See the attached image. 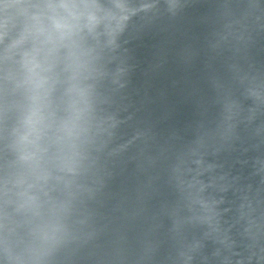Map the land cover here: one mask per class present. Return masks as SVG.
I'll use <instances>...</instances> for the list:
<instances>
[{"label": "water", "instance_id": "water-1", "mask_svg": "<svg viewBox=\"0 0 264 264\" xmlns=\"http://www.w3.org/2000/svg\"><path fill=\"white\" fill-rule=\"evenodd\" d=\"M0 264H264V0H0Z\"/></svg>", "mask_w": 264, "mask_h": 264}, {"label": "clouds", "instance_id": "clouds-1", "mask_svg": "<svg viewBox=\"0 0 264 264\" xmlns=\"http://www.w3.org/2000/svg\"><path fill=\"white\" fill-rule=\"evenodd\" d=\"M5 7H8V5H5Z\"/></svg>", "mask_w": 264, "mask_h": 264}]
</instances>
